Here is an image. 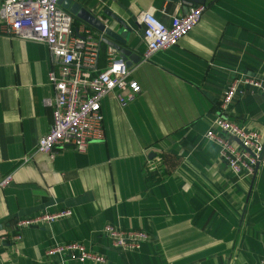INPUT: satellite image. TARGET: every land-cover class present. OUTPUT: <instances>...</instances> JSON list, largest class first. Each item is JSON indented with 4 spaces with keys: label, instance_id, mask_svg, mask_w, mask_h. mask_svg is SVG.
Returning a JSON list of instances; mask_svg holds the SVG:
<instances>
[{
    "label": "crops",
    "instance_id": "1",
    "mask_svg": "<svg viewBox=\"0 0 264 264\" xmlns=\"http://www.w3.org/2000/svg\"><path fill=\"white\" fill-rule=\"evenodd\" d=\"M58 2L73 15L75 32L105 35L70 11L73 3L106 25L117 28V18L131 27L126 43L140 59L127 67L141 92L123 105L113 93L102 97L104 136L84 150L39 151L37 140L52 121L47 73L59 64L42 40L0 25V180L10 176L0 186V264H264V94L246 82L264 85V0ZM197 4L204 9L192 29L143 59L140 12L168 25ZM100 44L104 67L110 46ZM234 79L227 115L257 130L263 144L247 180L205 135L217 129L222 93ZM64 210L17 226L21 217ZM107 224L148 236L135 248L113 246ZM67 241H80L101 259L47 253Z\"/></svg>",
    "mask_w": 264,
    "mask_h": 264
},
{
    "label": "built area",
    "instance_id": "2",
    "mask_svg": "<svg viewBox=\"0 0 264 264\" xmlns=\"http://www.w3.org/2000/svg\"><path fill=\"white\" fill-rule=\"evenodd\" d=\"M203 9L204 4L192 5L186 12L172 15L168 25L150 10L141 11L139 19L146 43L142 58L147 59L157 50L176 44L198 22ZM73 21V15L63 9L58 0H1L0 25L3 29L9 34L42 40L48 47L51 62L59 64L58 70L51 67L47 73L52 94L45 101L52 108V121L49 129L37 140L36 149L39 151L66 146L84 150L90 140L104 136L102 97L113 93L123 105L141 92L140 85L130 76L131 70L112 47L107 49L106 65L98 66L101 35H94L89 28L75 32ZM246 82L259 87L264 94V85L260 81L246 79ZM237 83L238 79H234L224 89L220 112L214 119L217 129L210 127L205 135L217 143L219 157L227 167L240 179L247 180L261 159L263 144L257 130L241 125L227 115ZM122 90H128L126 96L121 94ZM9 179V175L4 176L0 186ZM67 213L69 210L21 217L17 226L50 221ZM103 230L113 246L135 248L148 236L142 229L124 230L111 224L105 225ZM47 253L63 254L81 261L87 257L101 259L80 241L53 245Z\"/></svg>",
    "mask_w": 264,
    "mask_h": 264
},
{
    "label": "water",
    "instance_id": "3",
    "mask_svg": "<svg viewBox=\"0 0 264 264\" xmlns=\"http://www.w3.org/2000/svg\"><path fill=\"white\" fill-rule=\"evenodd\" d=\"M70 11L76 12L84 21L105 34L101 41L118 51L119 57L124 60L126 65L137 62L140 59V56L133 52L126 43L127 35L131 29L127 23L115 18L119 24L117 28L112 25H106L89 10L80 7L78 3H73Z\"/></svg>",
    "mask_w": 264,
    "mask_h": 264
},
{
    "label": "trees",
    "instance_id": "4",
    "mask_svg": "<svg viewBox=\"0 0 264 264\" xmlns=\"http://www.w3.org/2000/svg\"><path fill=\"white\" fill-rule=\"evenodd\" d=\"M107 55V54H106ZM104 57V50L102 51V45L100 44V48H99V54H98V66L102 67L101 63L99 62L100 60H102Z\"/></svg>",
    "mask_w": 264,
    "mask_h": 264
}]
</instances>
